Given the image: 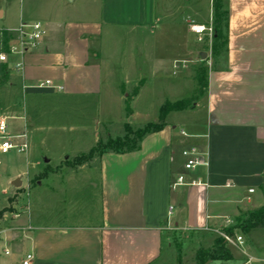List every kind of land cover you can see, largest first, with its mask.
Instances as JSON below:
<instances>
[{
  "label": "crops",
  "instance_id": "obj_1",
  "mask_svg": "<svg viewBox=\"0 0 264 264\" xmlns=\"http://www.w3.org/2000/svg\"><path fill=\"white\" fill-rule=\"evenodd\" d=\"M198 2L166 0L159 10V0H100L101 21L126 23L145 39L131 54L129 65L121 66L114 54L92 48L87 23L66 19L46 24L36 50L22 54L27 67L16 63L23 70L22 86L4 66L0 82H7L0 89H8V95L10 91L23 94L22 110L16 117L25 122L24 132L32 119L29 96L95 99L99 116H103L105 101L121 109L127 101L133 106L147 103L142 68L148 66L159 79L174 80L169 82L172 96H178L177 89H189L186 100L194 101L191 108L168 113L162 129L145 136L136 150L100 156L94 188L101 210L91 223L46 224L40 218L48 215L41 217L37 208L27 213L28 205L11 217L0 218L10 249L8 256L0 254L4 257L0 264H23L28 254L33 255L30 264H150L161 255L167 231L209 233L233 225L242 212L264 205V0H226L228 52L220 59L207 53L206 60L200 57L205 50L197 47V36L189 24L206 25L212 20V0L206 23L198 17ZM5 15L0 8V19ZM4 31L8 32L6 42ZM15 32L1 30L0 43L5 49ZM200 68L206 71L207 87L195 97ZM40 70L48 72L45 81L63 90L39 89L40 83L28 85L39 80ZM164 86L162 81L158 87ZM5 94L2 90L3 98ZM177 101L161 99L160 104ZM172 117L182 121L179 132ZM34 130L38 133L42 127ZM31 131L32 138L46 141ZM190 148H196L204 162L193 172L184 167L183 152ZM180 174L205 185L171 189ZM2 205L0 201V209ZM256 230L264 234V229ZM239 250L248 255L247 250Z\"/></svg>",
  "mask_w": 264,
  "mask_h": 264
},
{
  "label": "rangeland",
  "instance_id": "obj_2",
  "mask_svg": "<svg viewBox=\"0 0 264 264\" xmlns=\"http://www.w3.org/2000/svg\"><path fill=\"white\" fill-rule=\"evenodd\" d=\"M198 1L196 7L200 13L198 17L206 23L209 20L210 0ZM163 2L166 0H159V10L164 9L161 4ZM99 3L100 0H0V8L6 12L5 19H0V32L4 28L16 30V37L9 42L8 49L0 43V55L6 56V61L0 63V77L4 66L7 65L17 84L22 86L23 70L16 68L18 62L24 63V67H27L16 39L22 20L28 23L41 22L44 29L48 23L54 21L61 23L66 19H77L87 23L88 31L91 33L90 46L101 50L103 54H114L121 66L129 65L128 59L131 54L140 49L145 39L141 37L139 31L126 23L110 25L101 21ZM4 22L7 26H3ZM189 25L191 27L199 24ZM204 26L213 28V9L212 20ZM160 30L162 29L159 28ZM194 42L209 56L212 55V37L206 36L203 42L194 39ZM11 46L16 47V52H10ZM35 50L30 49L29 52ZM142 69L143 76L147 79L143 96L144 99L147 97V103L142 102L133 106L127 101L121 109L117 104L105 101L103 103L105 111L103 116H99L95 99L78 98L71 100L68 103L71 108L62 113L50 109L39 114L36 119H28L26 129L30 136L29 150L26 153L17 150H11L7 154L0 153V201L3 203L0 218L4 215L11 217L26 205L29 207L27 213L32 214L37 208L35 212L42 214L41 217L43 214L48 215L44 219L40 218L46 224L57 221L77 225L89 224L99 216L101 206L97 190L94 188L97 184V172L94 170H97L99 158L104 154L102 153L104 150L117 148L110 141L118 138L125 140L127 135L125 124H131L134 130L138 127L143 128L151 122L162 124L164 119L159 117L157 120V109L167 100L171 102L186 100L191 95L189 89L187 92L177 89L178 96H172L170 93L174 90L170 88L169 82H173V79L165 82L159 79V75L152 72L149 66ZM38 77L39 80H34L28 85L44 82L48 72L40 70ZM162 81L165 86L160 88L158 86L162 85ZM6 82L7 80H2L0 84L5 85ZM2 90L4 94L8 91L6 88ZM2 90L0 89V114L8 117V133L18 135L25 130V122L16 117L22 110L23 94L10 91L9 95L5 94L4 99L1 95ZM198 91L199 86L193 96L195 94L196 97ZM161 99H164L162 104ZM172 119H175L176 131L179 132L182 121L174 117ZM39 126L42 130L36 133L34 129ZM31 130L36 135L45 136L46 141L41 143V139L32 138ZM13 141L21 142L22 139L14 138ZM126 142L128 144L126 147L130 149L135 145V136L130 135L129 141ZM46 160L50 162L46 163ZM18 178L22 184L16 188L12 182ZM250 232L238 233L244 239L240 248L243 251L247 250V256L239 250L240 248L229 245L235 256L233 260L208 264H264V234L261 230L253 231L252 234ZM210 233L167 231L163 264L166 262L196 264V252L200 248L211 246L214 242V237ZM251 257L253 259H250Z\"/></svg>",
  "mask_w": 264,
  "mask_h": 264
},
{
  "label": "trees",
  "instance_id": "obj_3",
  "mask_svg": "<svg viewBox=\"0 0 264 264\" xmlns=\"http://www.w3.org/2000/svg\"><path fill=\"white\" fill-rule=\"evenodd\" d=\"M213 9V28H212V46L211 51L212 55L216 59L226 56L228 52V40H229V10L227 2L225 0H213L212 1ZM3 39L6 42L8 40V32H3ZM196 79L199 86V91L197 96H200L204 93L207 87L206 81V71L203 68H200L196 72ZM70 99L67 97H46V96H29L28 103V114L31 118L36 119L39 114L44 113L47 110L57 111L62 113L65 110H68L70 105ZM194 100H182L175 103L166 102L160 108V118L165 119L166 115L173 111H182L188 108H191ZM32 119V120H33ZM40 123V121H39ZM37 123V124H39ZM163 125L155 123H147L143 128L138 127L136 130L133 129L131 124H125V129L127 135L125 140L118 138L116 140H111V144L117 146L116 149H107L102 153H126L138 148L141 140L151 134L158 132L162 129ZM130 135H134L136 142L130 149L126 141H129ZM262 191L264 193V183L262 185ZM264 229V205L258 209H251L245 212H242L234 221L233 225L222 226L220 230L225 233L234 236L238 233H249L252 230ZM214 237V242L211 246L207 248H200L195 255L196 264H208L210 262H227L234 259L233 254L229 248L227 242L219 235L210 233ZM164 248V244H163ZM163 250L161 255L154 262L150 264H163L162 262ZM181 261V260H180ZM168 262H166L167 264ZM168 264H172L171 262ZM179 264H182L180 262Z\"/></svg>",
  "mask_w": 264,
  "mask_h": 264
},
{
  "label": "built area",
  "instance_id": "obj_4",
  "mask_svg": "<svg viewBox=\"0 0 264 264\" xmlns=\"http://www.w3.org/2000/svg\"><path fill=\"white\" fill-rule=\"evenodd\" d=\"M192 32L197 36L199 42H203L206 36L212 37V27H206L204 25L191 26ZM46 32L44 27L39 22H23L17 30V42L21 48L22 54L29 51L30 49L36 48L39 42L44 38ZM10 52H16V47L11 46ZM6 61L4 54L0 55V63ZM17 67L21 69L22 64H17ZM39 89L50 88L54 91L60 92L63 88L59 85L54 84L50 80H46L36 86ZM7 117H0V153L7 154L11 150H17L20 153H26L29 150V135L27 132H22L18 135H10L8 133ZM183 134H185L183 132ZM14 138L22 139L21 142H14ZM183 156L186 159L185 170L187 172H193L197 167L204 165L200 153L196 148H190L183 152ZM205 185L200 179L188 180L185 174H180L171 184V189L176 190L183 186H201ZM253 192V190H250ZM231 222H228L229 225ZM211 232L221 236L228 245L240 248L244 243L242 235L231 236L222 230H212ZM0 254L8 256L10 254L9 243L3 237V231L0 228ZM33 259L32 254H28L23 264H30Z\"/></svg>",
  "mask_w": 264,
  "mask_h": 264
},
{
  "label": "water",
  "instance_id": "obj_5",
  "mask_svg": "<svg viewBox=\"0 0 264 264\" xmlns=\"http://www.w3.org/2000/svg\"><path fill=\"white\" fill-rule=\"evenodd\" d=\"M200 57H201L202 60H206L207 57H208V55H207V53L202 52V53L200 54ZM48 162H49V160H46V163H48ZM12 184H13L14 187L19 188V187L21 186L22 182H21V180L18 178V179H16L15 181H13Z\"/></svg>",
  "mask_w": 264,
  "mask_h": 264
}]
</instances>
